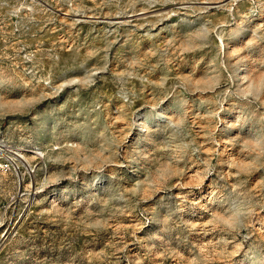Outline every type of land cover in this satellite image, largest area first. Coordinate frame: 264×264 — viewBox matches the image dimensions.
<instances>
[{
  "label": "rangeland",
  "instance_id": "374dc122",
  "mask_svg": "<svg viewBox=\"0 0 264 264\" xmlns=\"http://www.w3.org/2000/svg\"><path fill=\"white\" fill-rule=\"evenodd\" d=\"M1 165L0 264H264V0H0Z\"/></svg>",
  "mask_w": 264,
  "mask_h": 264
},
{
  "label": "bare ground",
  "instance_id": "6f19581e",
  "mask_svg": "<svg viewBox=\"0 0 264 264\" xmlns=\"http://www.w3.org/2000/svg\"><path fill=\"white\" fill-rule=\"evenodd\" d=\"M140 125H143V126H144V123H143V122H140ZM230 125L232 126V128L234 127V124H233V123H231ZM226 148H227L226 145H224V146H223V149H224L223 151H225ZM18 157H19V156H18ZM21 158H22V157H21Z\"/></svg>",
  "mask_w": 264,
  "mask_h": 264
},
{
  "label": "built area",
  "instance_id": "2783aa9c",
  "mask_svg": "<svg viewBox=\"0 0 264 264\" xmlns=\"http://www.w3.org/2000/svg\"><path fill=\"white\" fill-rule=\"evenodd\" d=\"M0 168L3 169V165H1Z\"/></svg>",
  "mask_w": 264,
  "mask_h": 264
}]
</instances>
